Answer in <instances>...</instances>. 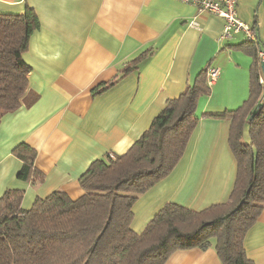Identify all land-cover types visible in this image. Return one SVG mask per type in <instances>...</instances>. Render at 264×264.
Listing matches in <instances>:
<instances>
[{
  "label": "crops",
  "instance_id": "obj_1",
  "mask_svg": "<svg viewBox=\"0 0 264 264\" xmlns=\"http://www.w3.org/2000/svg\"><path fill=\"white\" fill-rule=\"evenodd\" d=\"M26 5L40 22L22 54L30 66L28 91L37 99L25 105L29 94L0 119V196L22 189L25 209L55 190L79 197V177L93 160L124 153L166 100L177 97L204 67H214L219 76L197 101L196 126L182 157L138 196L130 226L141 232L166 203L199 211L228 200L237 173L229 146L231 120L215 115L247 99L254 43L238 35L220 39V17L180 0H0V12L20 13ZM263 5V0H237L236 8L240 19L256 27L260 43ZM191 20L197 26H190ZM145 50L150 58L137 72L92 95V88ZM19 143L36 150L42 181L18 178L21 161L12 150ZM244 248L254 264H264V207L246 232ZM164 264L220 260L211 246L176 250Z\"/></svg>",
  "mask_w": 264,
  "mask_h": 264
},
{
  "label": "trees",
  "instance_id": "obj_2",
  "mask_svg": "<svg viewBox=\"0 0 264 264\" xmlns=\"http://www.w3.org/2000/svg\"><path fill=\"white\" fill-rule=\"evenodd\" d=\"M39 26L30 6L20 13L0 12V119L29 94L25 105L37 99L28 91L30 66L22 54ZM150 55L145 50L126 62L118 75L92 88V95L137 72ZM251 55L247 99L215 115L231 120L229 146L237 164L226 202L199 211L166 203L141 232L130 226L135 200L165 178L184 153L196 126L197 101L210 91L204 67L177 97L166 100L124 153L106 154L88 165L78 180L83 190L79 197L55 190L25 209L24 191L7 189L0 196V264H164L176 250L211 246L220 264H254L246 255L244 237L264 207V85L258 82L264 74L255 47ZM257 104L260 109L249 120ZM12 154L21 161L19 179L42 181L34 148L19 143Z\"/></svg>",
  "mask_w": 264,
  "mask_h": 264
},
{
  "label": "built area",
  "instance_id": "obj_3",
  "mask_svg": "<svg viewBox=\"0 0 264 264\" xmlns=\"http://www.w3.org/2000/svg\"><path fill=\"white\" fill-rule=\"evenodd\" d=\"M185 3L193 4L198 11H206L212 15L218 16L223 20V26L220 39H230L239 33L244 35L245 41L256 45V57L258 62L264 63V48L260 46L256 27H250L243 22L237 15V0H180ZM190 26H197V22L191 20ZM219 76V70L214 67H208L206 72V82L210 86ZM262 82V79H260Z\"/></svg>",
  "mask_w": 264,
  "mask_h": 264
},
{
  "label": "rangeland",
  "instance_id": "obj_4",
  "mask_svg": "<svg viewBox=\"0 0 264 264\" xmlns=\"http://www.w3.org/2000/svg\"><path fill=\"white\" fill-rule=\"evenodd\" d=\"M251 2H253L254 0H250ZM257 3H258V0H257ZM263 4H264V0H263ZM237 8V7H236ZM258 8V7H257ZM255 9H256V7H255ZM257 15H258V13H256ZM259 18L263 21V27H262V31H261V41H262V43H260V46L262 47V48H264V5H263V7L260 9V11H259ZM243 22H245L247 25H249L250 27H252L251 26V22H248V21H246V20H243V19H241ZM256 34H258V31L256 32ZM238 36H239V38H241V39H244V35L242 34V33H239L238 34ZM245 40V39H244ZM254 45V47L256 48V45L255 44H253ZM260 79H262V82H260ZM258 82L261 84V85H264V77L262 76V75H260L259 76V78H258ZM264 87V86H263ZM261 100V99H260Z\"/></svg>",
  "mask_w": 264,
  "mask_h": 264
},
{
  "label": "water",
  "instance_id": "obj_5",
  "mask_svg": "<svg viewBox=\"0 0 264 264\" xmlns=\"http://www.w3.org/2000/svg\"><path fill=\"white\" fill-rule=\"evenodd\" d=\"M260 68L264 74V63L260 62ZM261 104H257L256 107L253 109L251 115L249 116V120L253 118V116L257 113V111L260 109Z\"/></svg>",
  "mask_w": 264,
  "mask_h": 264
}]
</instances>
